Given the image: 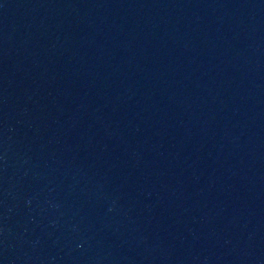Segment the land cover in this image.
<instances>
[{
	"label": "water",
	"instance_id": "1",
	"mask_svg": "<svg viewBox=\"0 0 264 264\" xmlns=\"http://www.w3.org/2000/svg\"><path fill=\"white\" fill-rule=\"evenodd\" d=\"M0 264H264V0H0Z\"/></svg>",
	"mask_w": 264,
	"mask_h": 264
}]
</instances>
